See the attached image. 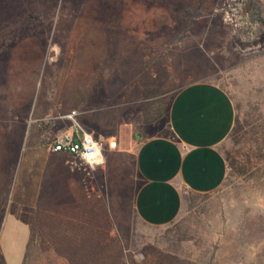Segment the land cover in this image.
Segmentation results:
<instances>
[{
  "label": "rangeland",
  "instance_id": "rangeland-1",
  "mask_svg": "<svg viewBox=\"0 0 264 264\" xmlns=\"http://www.w3.org/2000/svg\"><path fill=\"white\" fill-rule=\"evenodd\" d=\"M195 82L243 130L222 185L150 226L126 150ZM73 110L121 139L89 172L49 152ZM0 264H264V0H0Z\"/></svg>",
  "mask_w": 264,
  "mask_h": 264
},
{
  "label": "crops",
  "instance_id": "crops-1",
  "mask_svg": "<svg viewBox=\"0 0 264 264\" xmlns=\"http://www.w3.org/2000/svg\"><path fill=\"white\" fill-rule=\"evenodd\" d=\"M235 120L236 108L228 92L214 83L195 82L176 94L163 120L137 136L138 142L126 151L133 153L139 181L134 208L142 222L166 226L181 214L186 192L204 194L222 185L228 165L220 146ZM113 136L120 143V137ZM50 154L66 161L65 154ZM40 196L41 192L37 202Z\"/></svg>",
  "mask_w": 264,
  "mask_h": 264
},
{
  "label": "built area",
  "instance_id": "built-area-1",
  "mask_svg": "<svg viewBox=\"0 0 264 264\" xmlns=\"http://www.w3.org/2000/svg\"><path fill=\"white\" fill-rule=\"evenodd\" d=\"M79 113L73 110L60 120L68 123V128L55 136L49 145L53 154H65L66 165L73 171L89 172L97 166L105 163V151L116 150L119 141L116 136L111 137L107 142L95 138L90 132L84 129L78 120Z\"/></svg>",
  "mask_w": 264,
  "mask_h": 264
},
{
  "label": "trees",
  "instance_id": "trees-1",
  "mask_svg": "<svg viewBox=\"0 0 264 264\" xmlns=\"http://www.w3.org/2000/svg\"><path fill=\"white\" fill-rule=\"evenodd\" d=\"M243 130V126H242V122L240 121V119L236 116V120H235V125L233 127V130L229 136V138L232 141H236L238 139V137H240V134Z\"/></svg>",
  "mask_w": 264,
  "mask_h": 264
},
{
  "label": "water",
  "instance_id": "water-1",
  "mask_svg": "<svg viewBox=\"0 0 264 264\" xmlns=\"http://www.w3.org/2000/svg\"><path fill=\"white\" fill-rule=\"evenodd\" d=\"M138 136H139V137H141V135H140V134H139Z\"/></svg>",
  "mask_w": 264,
  "mask_h": 264
}]
</instances>
